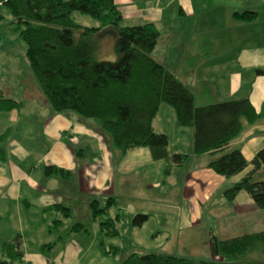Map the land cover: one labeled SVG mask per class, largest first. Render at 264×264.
I'll list each match as a JSON object with an SVG mask.
<instances>
[{
    "label": "crops",
    "instance_id": "0c3cea01",
    "mask_svg": "<svg viewBox=\"0 0 264 264\" xmlns=\"http://www.w3.org/2000/svg\"><path fill=\"white\" fill-rule=\"evenodd\" d=\"M115 3L123 13V25L141 19L140 24L152 22L157 26L160 37L152 56L194 93V100L199 88L206 96L214 95L208 100L249 97L257 108L264 103V42L260 39L264 29L262 32L253 29L259 24L264 27V0H115ZM250 10L256 11L257 17L249 23L234 16L235 12ZM88 21L92 26L98 25L94 20ZM106 30L113 31L110 44L115 46L117 35L113 28H104L89 39L91 42L96 37L91 44L98 60L115 61L116 55L107 54L105 37L101 36ZM241 37L252 38L255 43L245 45V42L239 50L232 48L240 44ZM244 38L241 40L245 41ZM37 88V84L32 85L34 94L26 96L24 105L0 112V135L7 133V138L0 141V259H8L3 244L17 242L21 264H111L109 256L102 254L98 246V222L93 216L91 222L87 216L92 212V201L104 202L114 197L116 202L117 178L121 182L122 172L131 174L135 170L137 182L142 183L144 189L160 191L168 178L165 168L169 161L154 158L150 149L142 147L125 154V164H116L118 150L104 138L95 120L73 112H54L46 96L36 93ZM0 89L5 90L2 83ZM5 96L11 97L8 93ZM164 105L154 120V129L167 133L170 145V131L163 129L162 115L168 111ZM172 113L170 128L183 133L184 129L171 127L176 125L175 112ZM72 119L76 125L72 124ZM241 123L242 131L231 145L241 148L250 160L264 147V117L254 123L242 117ZM62 130L73 136L71 139L82 133L92 135L90 143L95 141L96 145L91 148L88 144L70 143L65 137L63 141L57 134ZM192 130L190 137L193 133L194 138ZM38 139L45 144L40 151L27 145ZM88 150L91 153L86 160ZM184 150L179 142L170 152ZM186 153L195 155L193 147ZM49 165L69 170V179L77 176V184L73 180L66 184V178L46 175L45 168ZM200 171H203L199 176L204 174V181L207 178L218 183L224 180L207 166L197 172ZM240 177H233L234 181ZM58 179L64 180V191L55 187ZM131 188L132 182L124 181V191L131 194ZM61 205L69 209V216L56 208ZM46 208L48 211H44ZM60 215L64 222L59 220ZM49 221L54 225H49ZM75 223L91 226L93 232L87 227V232L74 230ZM41 226L54 231L44 237V242L48 243L38 245L36 252H32L30 235L36 234ZM46 244L53 247H44Z\"/></svg>",
    "mask_w": 264,
    "mask_h": 264
},
{
    "label": "trees",
    "instance_id": "16d2710c",
    "mask_svg": "<svg viewBox=\"0 0 264 264\" xmlns=\"http://www.w3.org/2000/svg\"><path fill=\"white\" fill-rule=\"evenodd\" d=\"M2 6L9 9L13 24L21 29L30 68L54 112H73L95 120L112 148L124 155L134 148L147 147L154 158L169 161L167 177L170 162L175 160V165L181 166L188 156L171 153L168 134L154 129L161 105H171L176 126L194 130L193 154L211 155L206 166L222 178L241 175L226 196L234 200L245 190L264 208V179L256 180L264 176V147L248 160L241 148L231 145L242 131L241 118L254 123L264 117V103L257 108L244 97L196 106L194 93L152 56L160 37L157 26L152 22L123 25V13L115 0H0ZM75 11L91 16L98 25L77 23ZM234 16L249 23L256 19L257 12H235ZM3 17L0 11V19ZM106 27H113L117 35L115 61L98 60L89 39ZM20 106L21 102L5 96L0 89V112ZM6 138L7 133L0 135V141ZM45 174L66 179L71 176L69 170L55 165L46 166ZM114 200L109 197L102 206L100 199H94L91 209L99 225V249L115 258L120 248L105 243L119 233L115 224L120 215L108 216ZM56 208L69 216L67 207ZM147 217L139 214L132 222L141 225ZM72 229L88 231L80 223L73 224ZM44 247L52 248L53 244ZM212 247L213 260L133 250L118 264H264V231L225 240L213 237ZM3 250L8 259H0V264H21L17 242L4 243Z\"/></svg>",
    "mask_w": 264,
    "mask_h": 264
},
{
    "label": "rangeland",
    "instance_id": "374dc122",
    "mask_svg": "<svg viewBox=\"0 0 264 264\" xmlns=\"http://www.w3.org/2000/svg\"><path fill=\"white\" fill-rule=\"evenodd\" d=\"M228 2H231V0H228ZM0 11L4 15L0 19V83L6 90L2 89L3 94L8 93L11 96L10 98L13 99L15 97L19 102L23 103L28 94H34L32 85L37 84L38 92H35L45 97L27 60L26 43L20 35L21 29H17L13 24L12 15L7 7H0ZM73 18L77 23L86 26H92L88 24V20L96 21L91 16L79 11L73 13ZM141 21V19H134L127 26L139 25L142 23ZM262 27L259 24L258 27L255 26L253 29H256L257 32L260 29L262 32L264 29ZM101 36L105 37L107 54H115L118 59L116 44L115 46L112 42L110 44V40L112 41L114 36L113 31L106 30ZM242 38L244 37L240 38V44L232 48L239 50L244 46L242 44L245 42V45L250 42L255 43L252 38H244L245 41H242ZM95 39L96 37H93L91 42ZM260 39L264 42L263 34ZM196 47L198 46L196 45ZM192 60L194 61V59ZM193 65L195 69L194 62ZM13 93H15L14 96H12ZM17 93H19V96H16ZM197 93L196 106L221 102L219 98L213 97L208 100L207 98L214 95L206 96L204 93H200L199 88ZM45 99L47 100L46 97ZM165 107L168 108V111L162 115V119L165 122L163 129L170 131L171 142L169 149L173 151L176 143L180 142L183 149H185L184 153H186L190 147H193V133L190 137V130L192 129L185 128L183 133L173 131L170 128L169 118L173 117L172 112L175 111L171 105L166 104L164 105ZM73 121L72 119V124L76 125ZM171 127L175 130L176 125ZM178 130L181 129L179 128ZM57 134H60L63 141L64 137L70 140V143L88 144L91 148L96 145L95 141L92 144L90 143L93 140L92 135L87 133L78 134L74 139H71L73 136L63 130L58 131ZM101 134L103 133L101 132ZM103 136L109 142L108 137L105 134ZM27 145L33 146L37 151H40L45 144L41 139H38L35 142H27ZM87 153L85 159L89 160V153L91 152L88 150ZM125 157L118 150L115 154V163L118 165L125 164ZM210 159L211 157L207 154L189 155L181 166H176V161L172 160L166 184L160 191L156 192L155 190L148 191L144 189L142 183L137 182L138 179L135 176L137 170L131 174L122 172L121 178L123 180L120 182V179L117 178L118 196H116V202L114 200L115 204L113 203L108 215L113 217L115 212L120 215L117 223L115 221V226L119 229L118 235L105 241L106 245L113 244L120 248V253L117 257H109L111 264H118L133 250L213 260L215 259L212 247L213 237L225 240L264 231V208L259 207L247 191L241 190L234 200H230L226 196L225 192L233 186L234 178H224L223 181L218 183L212 178H207V182L204 181L202 178L204 174L199 176V173H203V171H197L205 167ZM63 179H58L59 181L55 187L64 191ZM262 179H264L263 174L256 178V180ZM71 180L74 181V184H77V176L71 179L67 178L66 184H71ZM124 181L132 182L131 194L124 191ZM101 205L103 206L104 203L101 202ZM139 214H146L148 217L141 225H136L132 220ZM87 216L92 222V212L88 213ZM59 220L64 222V218L61 215ZM48 224L54 225L52 221H49ZM87 228L93 232V227ZM53 231L41 226L36 234H31V251L36 252L38 245L48 243L44 242L43 239L49 232ZM40 232H43V234Z\"/></svg>",
    "mask_w": 264,
    "mask_h": 264
}]
</instances>
